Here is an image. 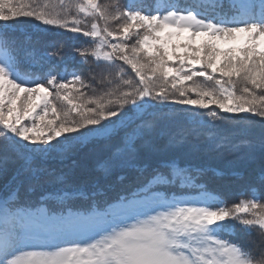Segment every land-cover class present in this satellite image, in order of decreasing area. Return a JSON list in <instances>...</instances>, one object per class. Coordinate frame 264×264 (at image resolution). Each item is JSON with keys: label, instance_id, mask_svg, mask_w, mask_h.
Returning a JSON list of instances; mask_svg holds the SVG:
<instances>
[{"label": "snow or ice", "instance_id": "snow-or-ice-1", "mask_svg": "<svg viewBox=\"0 0 264 264\" xmlns=\"http://www.w3.org/2000/svg\"><path fill=\"white\" fill-rule=\"evenodd\" d=\"M20 18L101 71L22 49ZM237 161L229 205L206 177ZM0 180V264H264L224 223L264 236V0H0Z\"/></svg>", "mask_w": 264, "mask_h": 264}, {"label": "trees", "instance_id": "trees-1", "mask_svg": "<svg viewBox=\"0 0 264 264\" xmlns=\"http://www.w3.org/2000/svg\"><path fill=\"white\" fill-rule=\"evenodd\" d=\"M102 3H112L114 0H101ZM121 3H125L126 0H120ZM145 2L149 5L152 4L151 0H145ZM183 2V0H181ZM33 22L30 18H20V22L17 24V30H14L11 35L17 40V43L22 47V49H27L30 47H36L41 51L53 52L60 45H63V60L60 61L61 64L67 63L69 68H77L81 71L86 77L89 72V67L92 68L95 72H100L101 69L96 68L94 65L85 66L79 63V56L75 54V49L79 47L86 46L83 41H73L70 39L69 34L61 31H49V32H36L33 29ZM31 35V40L27 39V36ZM134 76V74H132ZM97 92L101 90L103 86L97 84L96 86ZM91 94V89L88 90ZM257 120L261 119L259 117ZM256 132H259V128L255 129ZM196 143V141H193ZM165 143L164 140L159 141V145L162 146ZM95 151L99 153V149H93L92 146H87L82 150L83 153H89ZM190 162L196 164L206 165L209 168L217 169V168H225L226 163L220 159H217L213 156L207 155L203 152L195 153L190 157ZM67 163V162H66ZM84 163L86 164L87 171L85 173V178L92 179L97 174L94 171V159L91 157L87 158ZM50 165L57 169L63 167L58 161H51ZM19 167V163H10L9 169L11 175V171H14ZM66 170V169H65ZM259 171L258 163H245L242 161H237L235 165L232 166L231 172H236L239 175H232L229 172L228 175L218 178L214 177L211 173L206 177L209 188H211L214 192L219 193L225 200H227L228 204L231 205L233 203L238 202L243 198H250V196L245 197L242 196L241 193L245 191L248 183L255 182V177ZM129 179L134 180L135 174L129 173ZM4 183L3 180H0V185ZM23 194V193H22ZM39 193H37L38 195ZM227 226L234 225L235 235L230 237L235 241L242 244L246 249H251L252 252L259 256L262 252H264V236L258 234L257 230H253L250 234L246 232L239 224H235L232 221L224 222Z\"/></svg>", "mask_w": 264, "mask_h": 264}, {"label": "rangeland", "instance_id": "rangeland-1", "mask_svg": "<svg viewBox=\"0 0 264 264\" xmlns=\"http://www.w3.org/2000/svg\"><path fill=\"white\" fill-rule=\"evenodd\" d=\"M154 5V4H153Z\"/></svg>", "mask_w": 264, "mask_h": 264}]
</instances>
